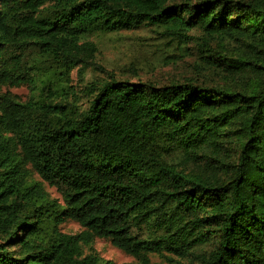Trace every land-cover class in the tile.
Instances as JSON below:
<instances>
[{"label":"trees","instance_id":"trees-1","mask_svg":"<svg viewBox=\"0 0 264 264\" xmlns=\"http://www.w3.org/2000/svg\"><path fill=\"white\" fill-rule=\"evenodd\" d=\"M140 27L179 51L200 29L202 69L248 84L109 79L81 109L87 38ZM21 85L0 93V264H114L95 239L121 264H264V0H0V90Z\"/></svg>","mask_w":264,"mask_h":264},{"label":"rangeland","instance_id":"rangeland-1","mask_svg":"<svg viewBox=\"0 0 264 264\" xmlns=\"http://www.w3.org/2000/svg\"><path fill=\"white\" fill-rule=\"evenodd\" d=\"M200 29L189 32L194 37L186 44V51L176 50L174 46H168L165 40L159 38L153 27H140L129 31L117 33H97L90 35L87 40L97 48L94 57V65L86 68L83 75L74 70L70 75L73 93L77 94L78 105L81 109L87 107L85 90L94 83L108 81L109 79L124 80L129 82H151L155 85H166L173 82L193 80L196 83L216 86L220 88H234L239 90L246 87L248 83L239 80L232 81L218 71H204L199 62L200 49H207L196 38L201 36ZM210 49L222 50L229 58H235L230 51L222 49L220 44L211 42ZM0 93H9L16 100L26 101L31 90L26 85L17 87L2 86ZM229 149V160H235V143H227ZM33 179L39 181L36 175ZM41 182V181H40ZM43 189L49 198L60 201V196L53 186L41 182ZM64 233L75 234L80 231V226L72 221L66 220L60 225ZM100 257L111 260L114 264L133 261V258L124 254L121 250L112 246L105 239H95L91 246ZM85 253L88 248H84ZM154 264H173L162 259L158 255H150Z\"/></svg>","mask_w":264,"mask_h":264}]
</instances>
